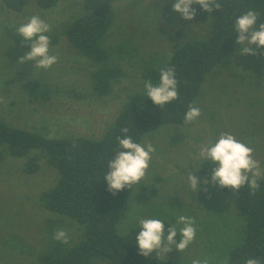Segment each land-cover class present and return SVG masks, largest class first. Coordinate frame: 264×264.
<instances>
[{"label":"rangeland","instance_id":"rangeland-1","mask_svg":"<svg viewBox=\"0 0 264 264\" xmlns=\"http://www.w3.org/2000/svg\"><path fill=\"white\" fill-rule=\"evenodd\" d=\"M104 2L117 12L108 44L123 43L124 54L122 76L108 95L100 96L94 90L93 65L72 50L62 29ZM33 15L51 25L50 41L58 37L56 44L50 43L49 54L59 59L48 69L35 68V61L20 63L30 50L8 36L9 27L26 23ZM210 30L208 20L182 19L173 11L172 0H61L51 9L35 3L23 12L0 8V97L5 101L0 103V118L51 138L100 139L129 96L144 88L145 60L165 58L175 42L206 38ZM240 48L238 44L225 63L206 76L199 97L202 114L195 122L166 124L140 142H151L156 152L146 178L128 188L129 210L118 232L128 235L140 228L141 218H158L170 225L178 215L195 219L196 237L188 248L180 252L173 247L160 257L153 253L157 259L174 264H191L194 259L225 264L245 240V221L238 206L223 188L211 183L216 165L199 156L202 145L214 143L227 132L252 147L264 168V59L241 54ZM33 81L50 86V101L31 98ZM24 166L25 159L9 154L0 163V264H50L79 240L80 228L71 219L46 210L40 201V195L57 183V170L43 163L37 173L29 174ZM193 171L200 181L195 192L184 179ZM61 228L70 237L68 245L53 239ZM96 264L112 263L101 258Z\"/></svg>","mask_w":264,"mask_h":264},{"label":"trees","instance_id":"trees-1","mask_svg":"<svg viewBox=\"0 0 264 264\" xmlns=\"http://www.w3.org/2000/svg\"><path fill=\"white\" fill-rule=\"evenodd\" d=\"M60 1L0 0V8L23 12L35 3L41 9H51ZM220 2L221 9L214 8L211 13L203 11L199 5L192 6L197 10L192 21H210L211 30L206 38L179 40L165 58L152 56L145 60L144 81L151 78L154 84L158 83L161 68L174 67L176 70L179 98L163 109L153 104L143 88L129 96L127 104L100 139L86 136L51 138L38 131L11 126L0 118V163L9 154L25 159L24 169L29 174L37 173L43 163L57 170V183L40 195V201L46 210L79 225V240L54 257L50 264H96L101 258L112 264H174L170 260L139 254L135 237L140 228L128 235L118 232V224L129 210V191L126 188L113 195L108 191L104 174L110 171L107 160L119 150L116 137L124 135L122 128L128 127V135L140 143L147 133L166 124H186L184 116L189 106L199 107L206 76L223 65L238 45V33L234 32L236 17L255 10L259 13L257 27L264 23V0ZM116 20L115 8L104 2L62 29L72 50L93 65L94 90L100 96L108 95L123 74L120 61L124 45L108 44ZM17 28L18 25L9 27L8 36L21 48L30 50V44L17 34ZM51 33L46 35L52 36ZM57 41L58 37H52L50 43ZM260 53H264V48L257 52L264 59ZM29 87L34 101H50L53 96L47 84L33 81ZM259 183L260 189L254 194H250L246 186L239 192L223 188L238 206L246 227L244 242L232 250L227 264H245L252 257L264 264V180ZM164 224L166 236L170 224ZM176 239L179 242V232Z\"/></svg>","mask_w":264,"mask_h":264},{"label":"clouds","instance_id":"clouds-1","mask_svg":"<svg viewBox=\"0 0 264 264\" xmlns=\"http://www.w3.org/2000/svg\"><path fill=\"white\" fill-rule=\"evenodd\" d=\"M194 4L208 13H211L214 8L220 10L222 7L220 0H172L173 11L179 13L185 20H192L197 15V10L192 7ZM258 18L257 11L248 10L235 19L234 32L238 33L236 43L241 45L239 49L241 54L256 55L260 49L264 48V23H260L257 27ZM51 30V25L38 15H33L26 23L18 26L17 34L31 46L30 51L20 58V63L35 61V68L48 69L58 62V55L49 54L50 38L46 33ZM252 45L256 46V50H253ZM260 54L264 55V53ZM176 75L174 67H164L160 69L158 83L154 84L151 78L144 81L147 97L161 109L179 98ZM4 102V98L0 97V103ZM201 114L199 107L190 105L185 113L184 123L195 122ZM129 131L128 127L121 129L124 135L116 137L119 150L107 160L110 171L104 174V179L107 182L108 191L113 195L126 188H133L145 179L152 156L156 152L151 142L144 144L134 142L132 136L128 135ZM253 153L252 147L227 132L221 133L214 143L210 141L202 145L199 150L200 157L216 165L212 170L211 183L221 188H231L235 192H239L246 186L250 194L258 191L261 186L259 181L264 180V168L261 167L260 161L254 158ZM184 179L194 192L197 191L200 181L194 171L189 172ZM204 183L209 181L205 179ZM194 225L193 217L178 215L176 223L169 225L165 236V224L162 219H139L140 231L135 237L139 254L149 257L155 253L160 257L170 252L173 247L183 252L195 240ZM178 228L179 242L176 239ZM53 239L64 245H68L70 241L67 231L62 228L54 232ZM191 264H208V260L194 259ZM245 264H261V260L252 257L248 258Z\"/></svg>","mask_w":264,"mask_h":264}]
</instances>
